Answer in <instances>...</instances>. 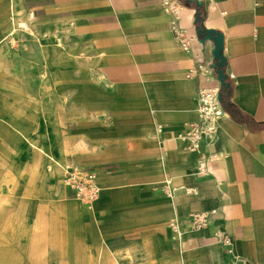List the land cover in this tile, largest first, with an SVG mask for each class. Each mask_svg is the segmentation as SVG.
<instances>
[{
    "label": "crops",
    "instance_id": "1",
    "mask_svg": "<svg viewBox=\"0 0 264 264\" xmlns=\"http://www.w3.org/2000/svg\"><path fill=\"white\" fill-rule=\"evenodd\" d=\"M202 1V25L223 35L229 105L213 143L188 150L198 89L219 87L193 3L175 15L161 0H0L1 172L25 182L1 264L46 245L43 264H223L216 229L235 264H264V0ZM65 164L96 172L91 204L51 198ZM195 212L208 220L191 230Z\"/></svg>",
    "mask_w": 264,
    "mask_h": 264
},
{
    "label": "built area",
    "instance_id": "2",
    "mask_svg": "<svg viewBox=\"0 0 264 264\" xmlns=\"http://www.w3.org/2000/svg\"><path fill=\"white\" fill-rule=\"evenodd\" d=\"M164 10L177 14L179 10V0H161ZM174 38L180 44L183 50H189V41L183 35L179 28L174 29ZM211 70H213L210 67ZM192 73V72H191ZM217 87H201L197 92V119L187 126L184 138L189 141L188 150H198L200 145L208 146L213 143L219 128V120L225 116L222 103L218 101ZM206 154L201 153L197 171L200 174L209 173L206 165ZM62 183L71 189L75 196L83 203L91 204L99 194V187L96 183V172L90 168H84L73 164H65L60 168ZM208 214L204 212H195L190 214V229L197 230L207 224ZM169 227L174 233V238H180L182 231L177 221H171ZM216 244H219L226 253L230 255V259L223 264H235L236 258L231 252V242L227 235L219 229L213 233Z\"/></svg>",
    "mask_w": 264,
    "mask_h": 264
},
{
    "label": "rangeland",
    "instance_id": "3",
    "mask_svg": "<svg viewBox=\"0 0 264 264\" xmlns=\"http://www.w3.org/2000/svg\"><path fill=\"white\" fill-rule=\"evenodd\" d=\"M78 69H81V64L79 63ZM77 70V69H76ZM63 99H66V96H63ZM0 147H2V144H0ZM0 155L2 156L1 150ZM0 180L5 176L6 179H8V188L7 193L1 192L3 189L0 187V201L3 203L0 204V244H3V241L5 240V235H7V225L10 224V222H6V220L13 221V219L18 215L20 208L23 206L20 195L21 188H24L25 182L23 180L24 174L21 173H15L17 169H14L10 167V173H3L2 170V163L3 159L0 157ZM59 181H56L55 184H57V189L55 194L51 198L53 200H68V199H75L78 202H82L79 198L75 196L73 191H71L67 186H65L63 183H59ZM83 203V202H82ZM85 204V203H84ZM10 236H7V241L12 242V240L9 238ZM16 248L19 247H13L11 248L10 252H13V254H9L10 259L15 264H43V262H50L52 258V250L51 248L46 245L45 247H42L40 250L37 248L32 247H22L24 249L21 250V253H17ZM1 255V252H0ZM1 264V263H0Z\"/></svg>",
    "mask_w": 264,
    "mask_h": 264
},
{
    "label": "water",
    "instance_id": "4",
    "mask_svg": "<svg viewBox=\"0 0 264 264\" xmlns=\"http://www.w3.org/2000/svg\"><path fill=\"white\" fill-rule=\"evenodd\" d=\"M188 3H193L195 7L203 6L202 0H183ZM199 21L198 18L194 17V32L197 42L202 48L205 47L207 41L212 43L210 48V67L213 69L216 79L219 82L220 90L218 91V101L222 103L223 95L221 87H227L229 85L226 82L227 75L225 73L226 58L223 55V35L222 33L205 28L202 24H196Z\"/></svg>",
    "mask_w": 264,
    "mask_h": 264
},
{
    "label": "trees",
    "instance_id": "5",
    "mask_svg": "<svg viewBox=\"0 0 264 264\" xmlns=\"http://www.w3.org/2000/svg\"><path fill=\"white\" fill-rule=\"evenodd\" d=\"M194 17L199 19V21L196 24H202V21L204 18L203 6L195 7ZM221 91L223 95L222 106L224 107L228 106L229 105L230 84L227 87H221Z\"/></svg>",
    "mask_w": 264,
    "mask_h": 264
},
{
    "label": "bare ground",
    "instance_id": "6",
    "mask_svg": "<svg viewBox=\"0 0 264 264\" xmlns=\"http://www.w3.org/2000/svg\"><path fill=\"white\" fill-rule=\"evenodd\" d=\"M48 149V148H47ZM46 150V149H45ZM48 151V150H47ZM46 152V151H45ZM48 153V152H47ZM49 154H50V152H49ZM47 156V155H46ZM60 258V257H59ZM62 259V258H61ZM7 260V259H6Z\"/></svg>",
    "mask_w": 264,
    "mask_h": 264
}]
</instances>
